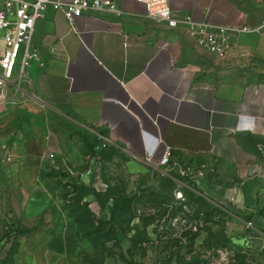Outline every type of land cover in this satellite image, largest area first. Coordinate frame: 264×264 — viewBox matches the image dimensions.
Here are the masks:
<instances>
[{"label":"crops","instance_id":"0c3cea01","mask_svg":"<svg viewBox=\"0 0 264 264\" xmlns=\"http://www.w3.org/2000/svg\"><path fill=\"white\" fill-rule=\"evenodd\" d=\"M114 1L120 13L87 11L72 24L49 8L36 23L39 56L18 101L0 94V264L97 257L95 237L78 221L51 160L75 172L88 159L78 172L82 182H96L101 137L105 160L123 159L131 173L160 169L166 145L173 165L206 167L188 190L199 196L201 218H213L212 232L226 239L208 251L256 264L254 257L264 258V28L240 34L222 58L185 26L148 17L144 3ZM169 3L181 19L215 25L253 28L264 17V0ZM89 207L100 218L96 198Z\"/></svg>","mask_w":264,"mask_h":264},{"label":"rangeland","instance_id":"374dc122","mask_svg":"<svg viewBox=\"0 0 264 264\" xmlns=\"http://www.w3.org/2000/svg\"><path fill=\"white\" fill-rule=\"evenodd\" d=\"M101 156L103 158L98 164V177L103 185L98 187L101 190L104 189L102 192L107 190V194L101 195L97 200L99 204L106 206L103 209L101 206L99 213L101 216L109 214L114 216L118 231L115 240L97 243L95 259L100 264H135L139 261L142 264H252V258L244 257L241 261L236 256L223 255L217 250L208 251V246L200 240V236L203 232L213 231L214 219L206 221L201 218L200 208L193 202L198 197H194L186 189L185 199L176 200L174 192L177 186L163 174L162 169L147 168L148 170L143 173H131L123 159L117 158L108 162L104 154ZM88 161L87 159L80 165L73 166L75 172H70V166L64 161L55 160L52 163L53 170L60 174L63 172L64 186L68 194L66 198L72 200L81 192L84 193V190L76 191V194L70 193L71 189L67 185L82 182L84 177L78 170L86 169ZM71 163L72 161L68 162V164ZM91 183L95 187V181L92 180ZM108 195L119 198L120 211L112 214V209L108 208L110 206L105 204ZM94 199L93 196L86 194L83 202L88 203L89 206ZM129 200L131 210L141 216L142 220L135 218L129 222L130 213L125 204ZM210 209L209 218L213 217ZM174 218H178L175 224H173ZM185 219L187 221L184 225L182 221ZM150 220L153 223L147 234L149 239L140 235L136 242L132 243L131 230L135 226L143 227L144 223ZM188 229L195 233L191 241L185 235ZM253 262L264 264V258L254 257Z\"/></svg>","mask_w":264,"mask_h":264},{"label":"built area","instance_id":"2783aa9c","mask_svg":"<svg viewBox=\"0 0 264 264\" xmlns=\"http://www.w3.org/2000/svg\"><path fill=\"white\" fill-rule=\"evenodd\" d=\"M137 1L145 4L148 17L164 22L172 28L185 26L188 36L199 46L222 58L228 55L233 40L240 34L258 33L264 28V17L260 24L253 28L215 25L207 21L181 19L170 7V0ZM1 2L0 31L3 49L0 54V94L4 102L18 101L17 93L21 91L20 83L27 79L28 69L39 56V51L33 43L36 23L45 16L49 8L61 12L70 24L76 17L82 16L87 11H109L117 14L121 12L114 0H1ZM100 139L94 146L97 158L101 157L102 150L108 146L106 137ZM171 157L172 147L166 145L159 167L165 176L174 179L178 184L179 189L175 190L174 196L176 200L182 201L185 199V189L190 190V183L193 180L204 177L207 168L173 165ZM146 161L149 162L150 157L147 156ZM54 162L55 160L52 159L51 163ZM98 185L103 184L97 176L95 187L98 191L104 190L99 189ZM177 221L178 218H174L173 224ZM186 221L187 219L182 221L184 225Z\"/></svg>","mask_w":264,"mask_h":264},{"label":"trees","instance_id":"16d2710c","mask_svg":"<svg viewBox=\"0 0 264 264\" xmlns=\"http://www.w3.org/2000/svg\"><path fill=\"white\" fill-rule=\"evenodd\" d=\"M103 152V150H102ZM102 154V153H101ZM63 175V174H62ZM169 180H171L173 183H175L171 178L167 177ZM176 184V183H175ZM73 194H76V191L80 192L81 190H84V193L81 192L77 198L73 199L76 201L77 205H78V210L80 213V217L78 218V221L80 222V224L83 226V228L86 230V232L88 234H92L95 237V241L96 243H107L110 241H113L116 239V234H117V224L115 222V218L114 216L109 215H104V216H100V218H96V215L94 214V212L90 209V207L88 206V203L86 204L85 202H83V198L84 195L89 194V195H93L96 200H98L100 198L101 195L103 194H107L106 191L102 192V191H98L92 183L87 184L85 182H81V183H72V184H68L67 185ZM188 192H190V194L194 197H199L198 195H195L193 192L189 191L188 189H186ZM64 195L67 197V192L65 191ZM109 201H111V203H109ZM120 200L117 196H110L108 195L105 201V204L110 207L112 209V214L115 213L116 211H120L121 210V205L119 204ZM127 208H128V212L130 213V218H129V222H131L132 220H134L135 218H138L140 220H142L141 216L137 215L135 212H133L131 210V205H130V200L128 202L125 203ZM106 207L104 206V204L101 205L100 203V207ZM124 212V211H123ZM153 223L152 220L150 221H146L143 225V227L139 228L138 226H135L131 232H132V239L131 242L134 243L136 242V240L138 239V237L141 235H144L143 237H147L149 239V237L147 236L148 232H149V227L151 226V224ZM186 237H188V239L191 241L192 238L195 236V233H193L191 231V229H188L186 232ZM225 237L222 235H218L215 234L214 232H210V235L208 236V238L205 240V245L208 247H224L225 246ZM144 242V241H143ZM237 258L239 260H243V256L241 255H237ZM89 264H100L96 259H91L89 261ZM135 264H142L140 261L136 262Z\"/></svg>","mask_w":264,"mask_h":264}]
</instances>
